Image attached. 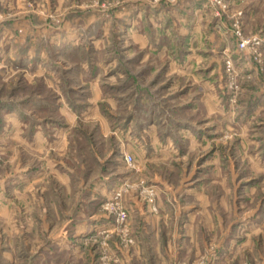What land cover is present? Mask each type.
I'll return each instance as SVG.
<instances>
[{"label": "rangeland", "instance_id": "obj_1", "mask_svg": "<svg viewBox=\"0 0 264 264\" xmlns=\"http://www.w3.org/2000/svg\"><path fill=\"white\" fill-rule=\"evenodd\" d=\"M0 264H264V0H0Z\"/></svg>", "mask_w": 264, "mask_h": 264}, {"label": "built area", "instance_id": "obj_2", "mask_svg": "<svg viewBox=\"0 0 264 264\" xmlns=\"http://www.w3.org/2000/svg\"><path fill=\"white\" fill-rule=\"evenodd\" d=\"M125 159H126V160H129V159H130V156H127V155H126V156H125Z\"/></svg>", "mask_w": 264, "mask_h": 264}]
</instances>
